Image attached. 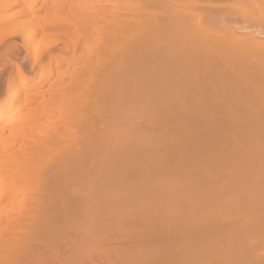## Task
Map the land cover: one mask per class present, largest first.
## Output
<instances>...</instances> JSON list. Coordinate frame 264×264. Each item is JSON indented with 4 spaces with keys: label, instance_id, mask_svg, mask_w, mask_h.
I'll use <instances>...</instances> for the list:
<instances>
[{
    "label": "bare ground",
    "instance_id": "bare-ground-1",
    "mask_svg": "<svg viewBox=\"0 0 264 264\" xmlns=\"http://www.w3.org/2000/svg\"><path fill=\"white\" fill-rule=\"evenodd\" d=\"M0 264H264V0H0Z\"/></svg>",
    "mask_w": 264,
    "mask_h": 264
}]
</instances>
